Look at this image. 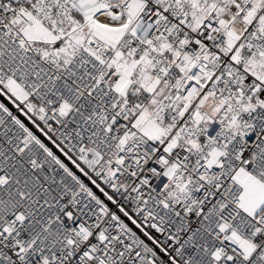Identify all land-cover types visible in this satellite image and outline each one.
Segmentation results:
<instances>
[{"label":"snow or ice","instance_id":"6c2138e0","mask_svg":"<svg viewBox=\"0 0 264 264\" xmlns=\"http://www.w3.org/2000/svg\"><path fill=\"white\" fill-rule=\"evenodd\" d=\"M0 264H264V0H0Z\"/></svg>","mask_w":264,"mask_h":264}]
</instances>
